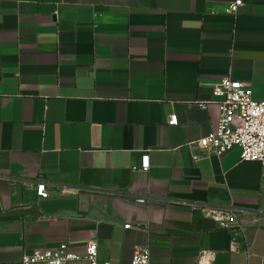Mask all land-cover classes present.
Listing matches in <instances>:
<instances>
[{
  "label": "crops",
  "instance_id": "crops-1",
  "mask_svg": "<svg viewBox=\"0 0 264 264\" xmlns=\"http://www.w3.org/2000/svg\"><path fill=\"white\" fill-rule=\"evenodd\" d=\"M233 1L0 0V264L90 243L101 264L136 246L150 264H264V167L196 147L217 82L264 100V0Z\"/></svg>",
  "mask_w": 264,
  "mask_h": 264
},
{
  "label": "built area",
  "instance_id": "built-area-1",
  "mask_svg": "<svg viewBox=\"0 0 264 264\" xmlns=\"http://www.w3.org/2000/svg\"><path fill=\"white\" fill-rule=\"evenodd\" d=\"M244 6V0H234L225 8V13L235 15ZM214 100L211 102L219 108L220 118L217 131L200 140L196 147L202 151L221 157L224 154L240 149L242 162H258L264 167V100H255L250 87L240 82L224 78L212 88ZM205 105V104H204ZM170 126L178 125L177 116L168 120ZM193 159L198 161V157ZM150 169L148 156L142 158L140 170ZM37 196L48 198L49 192L44 181L36 186ZM238 215L234 211L220 213L217 217L221 228L229 229L238 224ZM131 226H125L130 229ZM98 246L90 243L85 256L69 251L66 244L57 249H46L31 255H24L21 264H70L85 260L88 264H101L97 260ZM212 256L204 252L199 264H211ZM107 264V263H104ZM130 264H150V250L147 247L136 246Z\"/></svg>",
  "mask_w": 264,
  "mask_h": 264
}]
</instances>
